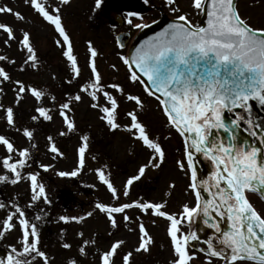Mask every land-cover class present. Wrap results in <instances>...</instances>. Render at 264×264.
<instances>
[{
	"label": "snow or ice",
	"instance_id": "snow-or-ice-1",
	"mask_svg": "<svg viewBox=\"0 0 264 264\" xmlns=\"http://www.w3.org/2000/svg\"><path fill=\"white\" fill-rule=\"evenodd\" d=\"M149 4L150 0H143ZM44 22L51 25L59 38L55 40L62 49L71 68L72 79L82 75L78 57L75 54L71 36L63 20V8L70 6L71 0H24ZM164 6L175 13V18L161 31L133 46L128 55L118 53L119 60L127 68L126 78L132 84H140L143 92L158 102V107L166 117L167 126L176 130L184 140V160H178L181 171L189 175L188 189L194 194V206L185 203L178 213L167 210V201L156 202L139 197L131 202H122L121 196L130 197L134 185L145 177L149 169H159L166 161V151L160 137L154 135L149 126L141 119L146 108L145 99L128 90L127 85L119 82H105L97 64L100 55L92 41H88L89 79L79 86L76 94L66 93V99L59 102L58 115L62 118L65 130L59 136H69L79 131L74 117V104L82 103L84 95L90 98V107L97 110L99 119L110 131L124 129L138 141L148 152L147 161L138 167L136 174L129 176L118 189L107 171V165L93 169L97 180L105 186L110 194V202L97 200L90 210L83 214L59 215L58 222L64 225H79L81 230L76 235L80 238L77 246L78 257L87 258L90 249L98 244L94 236L86 237L83 226L90 218L102 214L110 227L107 235L114 236L121 226L128 227L129 232L137 234V243L132 250L123 251L127 241L117 238L111 241L106 249H96L99 264H135V254L150 253L155 244L154 237L143 222L144 215L164 218L169 222L167 235L170 238L171 259L169 264H195L198 254H203L204 264H264V212L251 201L250 194H255L264 202V120L253 117L252 101L264 107V27H255L243 16L238 0H191V8L206 16V23L193 24L186 12H182L178 0H163ZM104 0H94V8L101 9ZM0 14L11 15L19 22H26V16L8 4H0ZM144 17L139 12H128L125 23L135 29H146L147 22L136 23ZM158 22L153 20L152 24ZM0 35L3 45L10 47L17 42L20 50L26 53L20 71L31 67L37 69L40 58L32 40L30 30L21 29L17 37V29L7 22H0ZM120 49L126 43L116 38ZM0 94L4 93L6 82L16 85L15 104L18 106L25 95H30L38 106L34 107V122H53V108L43 105L48 96L46 90L26 85L23 81L12 80L7 65H15L7 55H0ZM111 67L119 71L116 64ZM121 98L133 107L125 110L128 123L121 124ZM53 104L57 97H50ZM7 126L16 128V112L14 107L0 104ZM240 110V111H237ZM225 113H232L228 119ZM252 139H240V129ZM20 131V129H16ZM35 129L23 128V135L29 142L34 139ZM226 134L225 137L220 133ZM48 151L63 157L64 153L52 135L47 136ZM76 150V164L70 171H57L62 178L78 177L88 163L90 136L83 134ZM0 147L7 153L0 166L5 170L0 174V184L17 185L27 181L30 200L27 206H21L18 199L8 203L0 201V210L7 214L0 221V241L19 230V238L15 244L5 247L4 255H0V264H54V257L44 250L42 234L38 224L44 218V209L34 220L29 219L27 209L33 208L39 201L51 205L52 200L47 193L46 184L40 178L39 171L25 170L31 165V149L38 146L30 143L29 147L19 148L13 139L0 134ZM195 154H202L210 161L214 170L206 179L197 174ZM18 157V158H17ZM96 159L95 156L92 157ZM51 164H39V168L47 172ZM95 187V185H91ZM174 188L175 185H170ZM203 193H207V198ZM168 195H171L169 192ZM136 209L141 215L136 228L129 227L134 217L128 210ZM203 218L208 228L214 229L212 237L204 240L206 247L195 248L191 242L200 241V236L192 231L196 218ZM227 220L228 230L221 228V221ZM155 219L152 223L155 224ZM187 224L188 232L183 231ZM67 227L61 228L60 247L71 250L73 243L65 237ZM66 264H81L77 257H70Z\"/></svg>",
	"mask_w": 264,
	"mask_h": 264
},
{
	"label": "rangeland",
	"instance_id": "rangeland-1",
	"mask_svg": "<svg viewBox=\"0 0 264 264\" xmlns=\"http://www.w3.org/2000/svg\"><path fill=\"white\" fill-rule=\"evenodd\" d=\"M154 1V0H153ZM161 7L153 8L155 11L145 10L142 15L144 20L136 19V23H152L162 16L175 18V13L169 11L163 3V0H155ZM93 0H71L70 6L63 8V20L65 26L71 36L75 54L81 66L82 75L71 84L67 81L72 79L70 65L62 55V49L58 47L55 40L59 38L54 32L51 25L44 22L24 0H0V4H8L15 10L21 11L26 16V22H19L11 15L0 14V22L12 24L17 29V37L20 36V30H30L32 40L37 49L40 58L37 69L31 67L25 71H20L26 53L20 50L17 42H11L10 47L3 45V36L0 35V55H7L10 60H15V65H7V70L12 76V80L17 79L23 81L26 85L36 86L46 90L48 96L44 99L45 107L53 108L55 119L53 122H34L31 116L35 115L34 107L38 106L37 102L30 96L25 95V99L17 106L15 104V87L14 83L6 82L4 93L0 94V104L5 107L12 106L16 112V128L7 126L2 117L3 110H0V134L6 135L13 139L19 148L29 147L30 143L36 144L38 147L31 149L32 159L29 161L31 167L25 171H39L40 178L46 184L47 193L52 200V204L46 205L42 200L33 208L28 210V217L34 220V217L45 210L46 215L40 221H34L38 224L41 234L44 250L53 256L54 264H66L70 257H77L81 260V264H99L96 249H106L111 241L117 238H123L127 241L123 251L132 250L137 243V234L129 232L128 227L121 226L119 232L114 236L107 235L110 227L102 214H97L94 218H90L83 226V231L88 236H94L98 239V244L90 249L87 258L78 257L77 246L80 244V238L76 235L81 230L79 225H64L58 222L59 215L63 214H83L86 210H90L94 203L99 200L102 202H110V194L105 186L97 180L93 169L107 165V171L112 173V178L118 189L123 188L126 179L136 174L138 167L145 163L148 158V152L135 141L131 135L123 128L117 131H110L108 127L101 121L99 113L90 107V98L86 94L82 103L74 104V117L78 125L79 131L69 136H59L58 132L65 130L62 126V118L58 115L59 102L66 99V93L76 94L79 92V86L84 84L90 77L88 68V41H92L98 49L100 55L97 57V64L103 75L104 81H119L127 85L128 90L141 95L146 101V108L141 115V119L149 126L154 135L160 137L161 143L166 151V161L159 169H149L141 179L137 182L130 194V197L121 196L122 202H131L139 197L146 200H154L156 202L167 201V210L169 212L178 213L182 210V205L188 203L194 204V196L188 189L190 183L189 175L181 171L177 165L178 160H184L183 143L178 133L167 126L166 117L158 107V102L148 97L140 84L132 85L127 81V68L119 60L118 53L127 54L128 45L124 49H118L114 42H111L112 35L108 34L101 28L90 26L86 22L87 11L92 6ZM152 2L150 1L149 4ZM182 12L189 15V19L193 24H199L200 14L191 8V0H178ZM238 6L243 16L248 18V22L255 27H264V0H238ZM131 31V38L137 36L142 29H135L128 25ZM129 30V29H128ZM111 35V36H110ZM3 63V62H0ZM116 64L119 71L114 70L111 65ZM55 95L57 103L53 104L50 97ZM121 124L128 123L124 116L125 110L131 109L133 106L126 103L121 98ZM28 127L35 129L34 139L29 142L23 135V128ZM20 129L17 131L16 129ZM83 134L90 136V148L88 152V163L85 170L80 176L72 178H62L56 175L57 171H70L76 164V150L79 146V137ZM52 135L57 145L64 153L63 157L57 156L53 159V154L48 151L47 136ZM7 155L5 149L0 147V160ZM96 159L93 160L92 157ZM18 158V157H17ZM51 164L53 167L45 172L39 168V164ZM4 169L0 166V174L4 173ZM175 185L170 188V185ZM95 185V187H91ZM68 195L72 198V202H63L58 192ZM171 195H168V193ZM6 195V196H3ZM30 190L27 181H22L17 185L0 184V198L2 202L8 203L13 199H18L21 206H27L30 200ZM3 196V197H2ZM255 200V199H254ZM256 202V200H255ZM259 210L264 212V207L257 204ZM133 215L134 220L129 227L136 228L139 221L136 216L141 215L136 209L128 210ZM6 210H0V221L6 216ZM143 222L148 228L150 234L155 239V244L150 253L135 254V264H169L171 259L170 238L167 235V227L169 222L164 218H156L144 215ZM155 219V224L152 220ZM67 227L66 239L73 243L71 250H64L60 247L61 228ZM183 231H187L186 223L183 225ZM19 238V230L10 233L7 239L0 241V255H4L5 247L8 244H15ZM116 264H120V257H117ZM195 264H204V256L198 254ZM222 264V262H218Z\"/></svg>",
	"mask_w": 264,
	"mask_h": 264
},
{
	"label": "water",
	"instance_id": "water-1",
	"mask_svg": "<svg viewBox=\"0 0 264 264\" xmlns=\"http://www.w3.org/2000/svg\"><path fill=\"white\" fill-rule=\"evenodd\" d=\"M111 15V14H109ZM112 16V15H111ZM114 17V16H112ZM173 19L168 18V17H161L157 22V24H150L151 26L149 28L143 29L138 36H136L133 41L130 43L129 48H128V52L127 55L130 53V50H134L133 46L138 47L140 45V43H142L143 41L147 40L149 37H152L155 35L156 32L161 31L164 27H166V25L169 22H172ZM120 23V21H118ZM200 24H204L206 23V16L201 15L200 16V20H199ZM120 37L126 44L129 42V34L127 33H119L116 35V38ZM117 44V43H116ZM118 46V45H117ZM253 104V117L254 118H259L260 120H264V107H261L259 105L258 102L256 101H252L251 102ZM240 111V110H237ZM226 117L230 120L233 118V114L232 113H225ZM246 125H242V128L240 129L239 135H240V139H249L251 140L252 138L248 136V134L246 132L243 131V127ZM221 136L225 137L226 139V134H224L223 132L220 133ZM196 156V163H197V174L198 177L201 179H206L210 173L214 170V166L213 164L204 159L202 154H195ZM203 195H205V197L207 198V193H203ZM226 227L228 228V222L227 220H222L221 221V228L223 230H226ZM190 230V229H189ZM192 231H195L198 235L199 230H204L205 232L209 233L210 235L213 236L215 230L208 228L204 223H203V218L198 217L194 220L192 228ZM194 242L197 241H193L191 242L192 245ZM198 242H203L202 239L200 238V241ZM195 248H199V247H195Z\"/></svg>",
	"mask_w": 264,
	"mask_h": 264
},
{
	"label": "flooded vegetation",
	"instance_id": "flooded-vegetation-1",
	"mask_svg": "<svg viewBox=\"0 0 264 264\" xmlns=\"http://www.w3.org/2000/svg\"><path fill=\"white\" fill-rule=\"evenodd\" d=\"M139 1L141 0H104V4L101 8L102 12H104V14L107 17L106 22L108 21V23L112 26L113 30L119 29V28H127L128 24L125 23L124 21V17L126 16V14L128 12H136L138 11L142 6L140 5ZM108 14H111V17L107 16ZM116 20H120L121 24L120 27ZM104 23V21H103ZM119 28H116L118 27ZM115 27V28H113ZM250 199L251 201L256 205V207L259 209L258 205H262L264 207V202H261V200L259 199V197L255 194H250ZM256 202H255V200ZM203 234V233H202ZM205 238H209L208 235H205Z\"/></svg>",
	"mask_w": 264,
	"mask_h": 264
},
{
	"label": "trees",
	"instance_id": "trees-1",
	"mask_svg": "<svg viewBox=\"0 0 264 264\" xmlns=\"http://www.w3.org/2000/svg\"><path fill=\"white\" fill-rule=\"evenodd\" d=\"M58 194L60 195V198L62 197L63 202H67V201L72 202V198L70 196H68V195H65L66 193L62 194L61 191H60V192H58ZM3 196H5V195H3ZM0 200H1V198H0Z\"/></svg>",
	"mask_w": 264,
	"mask_h": 264
}]
</instances>
